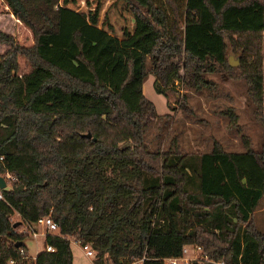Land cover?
<instances>
[{"label": "trees", "instance_id": "obj_1", "mask_svg": "<svg viewBox=\"0 0 264 264\" xmlns=\"http://www.w3.org/2000/svg\"><path fill=\"white\" fill-rule=\"evenodd\" d=\"M4 1L33 45L0 32L8 47L0 55V175L12 178L0 190V264H72L71 240L92 248L93 264H164L186 247L206 258L193 264H264V231L253 220L264 205V0H125L147 28L127 46L98 27V10ZM149 34V49L139 50ZM18 56L31 66L26 75ZM149 76L165 98L178 95L177 85L213 89L209 76L243 81L263 128L260 151L243 137L241 153L218 142L206 153L150 151L151 125L170 117L144 96ZM177 101L191 113L186 94ZM223 115L236 125L232 108ZM14 215L30 234L45 217L58 229L35 258Z\"/></svg>", "mask_w": 264, "mask_h": 264}, {"label": "rangeland", "instance_id": "obj_2", "mask_svg": "<svg viewBox=\"0 0 264 264\" xmlns=\"http://www.w3.org/2000/svg\"><path fill=\"white\" fill-rule=\"evenodd\" d=\"M68 8L84 15L98 10V27L109 31L119 39L121 45L127 46L138 36L147 32L140 21H137L125 0H70ZM0 32L10 36L22 48L33 45L32 33L14 17L0 0ZM154 34L142 38L137 47L146 51ZM6 45L0 44V55L7 51ZM236 61V57L232 56ZM18 75L23 76L31 71V66L23 56L17 57ZM263 75H264V42H263ZM207 79L215 87L200 94L186 93L181 85L175 87L176 93H169L165 98L168 105L170 121H154L145 136V143L152 152L177 147L180 153H206L211 150L214 142H218L227 152H244L243 138L249 141L250 148L259 152L263 141V128L253 118V105L247 93V86L243 81H231L225 76H209ZM186 94L188 106L191 110L187 114L180 108L179 96ZM161 100L164 98L161 97ZM232 108L237 116L236 125L231 124L223 112ZM162 111L157 108V112ZM160 113V112H159ZM243 137V138H242ZM256 226L264 231V205L255 213L253 218ZM17 223V231L27 232L21 225L18 215L12 218ZM38 236L28 233L24 241L25 248L31 258L44 250V227H36ZM73 255L72 264H93L91 258L84 256L80 246L70 241ZM187 264L199 263L206 258L202 249L186 247ZM165 264H168L165 262Z\"/></svg>", "mask_w": 264, "mask_h": 264}, {"label": "built area", "instance_id": "obj_3", "mask_svg": "<svg viewBox=\"0 0 264 264\" xmlns=\"http://www.w3.org/2000/svg\"><path fill=\"white\" fill-rule=\"evenodd\" d=\"M0 162H2V158H0ZM1 178H3V180L6 182H8L10 179H12L9 176H2L0 175ZM2 198V195L0 194V200ZM36 227H44V232L40 235L43 236V238H45L48 234H57L58 229L56 227V225L51 221L50 217H45V218H41L37 221L36 223ZM31 235L33 237H36L39 235V233L37 232H33L31 233ZM83 254L85 257L87 258H91L94 259L95 258V252L92 250V248L89 245H85V246H80ZM199 248H197L198 250ZM46 251L47 252H53L54 250L51 247H46ZM186 253H187V249L184 248L183 250V254L181 258L178 259H164L163 263L165 264H187L186 262ZM132 264H142L141 261H137V262H133Z\"/></svg>", "mask_w": 264, "mask_h": 264}, {"label": "crops", "instance_id": "obj_4", "mask_svg": "<svg viewBox=\"0 0 264 264\" xmlns=\"http://www.w3.org/2000/svg\"><path fill=\"white\" fill-rule=\"evenodd\" d=\"M154 77L149 76L143 85V94L144 96L155 106L156 111L159 108L162 111L157 112L159 116L168 115V105L165 97L158 95L155 93L153 85H154ZM161 97L164 100H161Z\"/></svg>", "mask_w": 264, "mask_h": 264}, {"label": "water", "instance_id": "obj_5", "mask_svg": "<svg viewBox=\"0 0 264 264\" xmlns=\"http://www.w3.org/2000/svg\"><path fill=\"white\" fill-rule=\"evenodd\" d=\"M228 62H229V66L231 67H236L238 65V62L233 60V57L232 56H229L228 57ZM85 138L87 139H90L91 138V135L90 134H86L84 135ZM95 141V140H94ZM6 187V183L5 181L3 180V178L0 177V190H4ZM17 223L14 224L13 228H16L17 227ZM20 244H17V246L19 247Z\"/></svg>", "mask_w": 264, "mask_h": 264}]
</instances>
